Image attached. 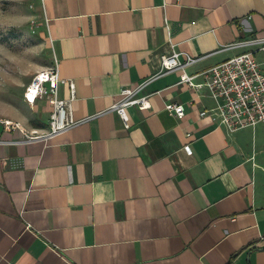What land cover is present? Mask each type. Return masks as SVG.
<instances>
[{
  "label": "crops",
  "instance_id": "crops-1",
  "mask_svg": "<svg viewBox=\"0 0 264 264\" xmlns=\"http://www.w3.org/2000/svg\"><path fill=\"white\" fill-rule=\"evenodd\" d=\"M39 2L74 121L157 74L170 42L201 58L189 76L247 52L264 74L263 53L223 49L264 37V0ZM180 75L146 87L152 108L128 109V130L110 111L44 137L46 99L8 119L23 131L0 130V264H264V124L228 133L201 118L214 103Z\"/></svg>",
  "mask_w": 264,
  "mask_h": 264
},
{
  "label": "built area",
  "instance_id": "built-area-1",
  "mask_svg": "<svg viewBox=\"0 0 264 264\" xmlns=\"http://www.w3.org/2000/svg\"><path fill=\"white\" fill-rule=\"evenodd\" d=\"M170 45L171 54L161 58V67L157 74L133 87H122L112 107L84 119L74 121L68 116L67 107L75 98V85L72 81L59 78L56 63L35 74L25 88L24 100L27 104L34 105L37 100L46 99L51 106L49 130L44 137H52L110 111L118 115L124 129L128 130L130 128L128 109L136 107L149 110L152 108L150 97L153 94L146 93V87L156 78L173 71H180L179 84L194 89L205 88L214 103L213 108L200 113L201 118H209L213 124L224 128L228 133L264 124V74L253 52L239 54L206 71L189 76L183 72L184 69L201 58L177 52L171 42ZM234 48H253V51L264 54V37H252L223 47V49ZM196 78H200L202 82L195 84ZM60 84L68 85L70 92L68 101L58 98ZM164 111L178 120L185 116L184 106L181 104L167 103L164 105ZM1 129L9 132L23 131L19 122L8 119H0ZM190 136V133H186L187 138ZM0 144L8 143L0 140ZM184 150L190 153L188 145L184 146Z\"/></svg>",
  "mask_w": 264,
  "mask_h": 264
},
{
  "label": "rangeland",
  "instance_id": "rangeland-1",
  "mask_svg": "<svg viewBox=\"0 0 264 264\" xmlns=\"http://www.w3.org/2000/svg\"><path fill=\"white\" fill-rule=\"evenodd\" d=\"M50 45L39 0H0V119L31 118L24 91L50 66ZM36 104L38 112L47 107L45 100Z\"/></svg>",
  "mask_w": 264,
  "mask_h": 264
}]
</instances>
